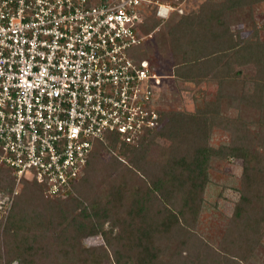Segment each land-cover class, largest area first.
Segmentation results:
<instances>
[{"label":"trees","instance_id":"16d2710c","mask_svg":"<svg viewBox=\"0 0 264 264\" xmlns=\"http://www.w3.org/2000/svg\"><path fill=\"white\" fill-rule=\"evenodd\" d=\"M163 1L143 8L139 34L162 25L154 47L170 51L175 79L198 85L194 109L168 110L153 97L156 129L124 149L111 134L96 140L65 197H48L36 180L22 178L0 219V264H264V38L253 10L264 0H204L187 13L171 0L165 18L155 16ZM243 23L246 35L232 28ZM144 42L127 53L155 71ZM201 82L216 84L213 97ZM230 105L254 117L229 116ZM214 128L228 141L211 143ZM156 137L169 141L159 161L149 158ZM229 156L242 160L239 197L220 236L206 238L196 223L209 170L213 159ZM14 184L10 168L0 167V192L11 194ZM97 235L103 243H85Z\"/></svg>","mask_w":264,"mask_h":264},{"label":"built area","instance_id":"2783aa9c","mask_svg":"<svg viewBox=\"0 0 264 264\" xmlns=\"http://www.w3.org/2000/svg\"><path fill=\"white\" fill-rule=\"evenodd\" d=\"M153 2L0 0V167L15 177L14 193L28 178L65 197L96 140L111 134L124 149L156 129L148 104L161 75L127 53L148 36L139 24ZM173 8L159 2L155 13Z\"/></svg>","mask_w":264,"mask_h":264},{"label":"rangeland","instance_id":"374dc122","mask_svg":"<svg viewBox=\"0 0 264 264\" xmlns=\"http://www.w3.org/2000/svg\"><path fill=\"white\" fill-rule=\"evenodd\" d=\"M177 5V11L187 13L198 7V5L204 0H173ZM171 6V0L163 1ZM175 8V7H174ZM180 9V10H179ZM255 13V20L257 26L260 28L259 35L261 38H264V1L253 6ZM155 16L156 13H155ZM241 27L243 28L242 34L246 35L249 32L247 26L243 24L232 25V28ZM162 28V25L154 29L151 33L145 37V42L142 44V49H145L148 53V56L151 57L152 66L155 68V72L159 75L162 73L165 75L162 77L160 84L157 86L156 98L158 97V106L166 107L172 110H193L196 102V88L197 84H194L190 81H181L175 79L171 72V53L169 50L164 52H158L156 45L154 47L153 39L156 38L154 32ZM152 36V37H150ZM149 37V38H148ZM147 38V39H146ZM150 43V44H149ZM140 50V49H139ZM199 87L206 89L208 97L214 96V91L216 90V84L213 83H203L199 84ZM251 88V83H246V89ZM155 98V99H156ZM226 113L229 116H234L235 114L242 115L246 117H254V111L244 110V112H237V107L230 105L226 106ZM251 130L254 132L255 129L251 126ZM228 141V134L226 131H223L220 128H214L212 131L210 142L213 144L223 143ZM169 141L166 138L156 137L155 143L150 147L149 158L153 160L161 159V153L159 149L167 148ZM117 148V146H116ZM118 149H120L118 147ZM117 150L114 149V152ZM105 158H108L112 153L111 151L104 150ZM125 158V157H124ZM126 159V158H125ZM126 161H128L126 159ZM129 163V161H128ZM242 171V160L235 157H228L227 159H213L212 166L209 170V183L205 189L203 198L204 201L200 208L198 215V220L196 223L197 232L200 235L206 238L214 239L216 238L217 232L219 236L222 232V227L225 220L229 217L233 211L234 203L239 197V188H240V176ZM137 179V178H136ZM16 186V181L14 184V189ZM22 186V182L16 188V193L14 189L11 194H6L0 192V219L4 222L6 213L11 206L12 197L17 194ZM1 231V229H0ZM91 246V245H90ZM16 264V262H12Z\"/></svg>","mask_w":264,"mask_h":264}]
</instances>
